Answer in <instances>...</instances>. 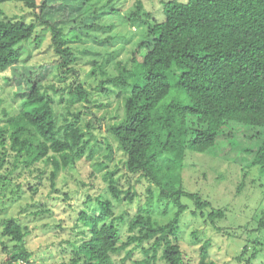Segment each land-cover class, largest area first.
<instances>
[{
  "label": "trees",
  "instance_id": "trees-1",
  "mask_svg": "<svg viewBox=\"0 0 264 264\" xmlns=\"http://www.w3.org/2000/svg\"><path fill=\"white\" fill-rule=\"evenodd\" d=\"M81 1L84 4L85 0ZM6 2L22 3L34 18L29 23L0 18V71L18 69L26 77L14 92L20 98L19 110L0 124V170L6 169L2 177L10 180L44 159L53 166L48 177L53 187L58 172L84 155L87 141L72 122L61 128L55 126L52 99L40 75L21 65L17 45L29 39L37 26L48 27L58 56L55 70L60 80L72 77L68 101L75 105L90 101L76 73V56L69 44L78 39L63 37L61 26L66 23L56 21L53 11L45 10V0L38 13L37 0H0ZM136 8L140 9V1ZM88 14L90 19L103 15ZM93 26L94 21L83 24L81 34L89 35ZM145 38L147 41L142 40L131 55L135 71L117 63L119 73L102 80L117 84L132 79L127 96L122 93L124 117L108 125L107 130L123 151L124 168L154 182L161 190L159 197L171 198L178 206L166 225H154L150 218L138 216L129 229L141 227L129 240L141 243L154 238L151 257L145 264H156L160 248L165 264H186L182 248L171 237L174 225L188 208L181 198L193 200L191 213H198L213 226L214 220L224 216L221 208L184 190L179 182L186 151L213 156L221 150L231 151L230 139L242 134L237 128L245 125L247 131L242 135L256 140L254 147L241 148L250 156L247 166L257 165L264 173V0L168 1L161 17L152 18L147 26ZM141 45L145 52L139 55ZM172 89L170 100L161 104ZM110 182V190L118 197L113 180ZM96 200L97 212L78 211L77 221L82 225L76 227L81 238L72 244L73 257L64 264H115L112 253L120 248V230L114 222L112 202L100 196ZM259 223L264 226V212ZM2 225L1 234L17 242L3 264H18L19 260L30 264L31 254L23 245L26 234L18 221L10 217ZM208 244L206 241L200 246L197 264H214L209 260Z\"/></svg>",
  "mask_w": 264,
  "mask_h": 264
},
{
  "label": "rangeland",
  "instance_id": "rangeland-1",
  "mask_svg": "<svg viewBox=\"0 0 264 264\" xmlns=\"http://www.w3.org/2000/svg\"><path fill=\"white\" fill-rule=\"evenodd\" d=\"M43 1L37 0L36 13ZM138 1L140 9L136 11ZM168 1L186 0H85L84 4L81 0H45V10L53 11L56 21L66 23L61 26L63 37L78 39L69 44L76 56V73L89 92L90 101L69 103L68 86L72 77L59 79L55 70L58 56L44 24L37 26L29 39L18 43L21 65L40 75L39 80L52 99L55 126L61 128L72 122L84 132L87 144L80 159L58 172L53 187L48 179L53 166L44 159L10 180L2 177L6 169L0 170V264L8 251L17 247L16 241L1 234L3 220L10 217L18 221L26 234L23 245L31 254L30 264L69 262L73 257L72 244L81 238L76 227L82 225L77 221V213L81 209L97 212L99 196L112 202L114 222L120 230V248L112 253L115 264H145L151 257L154 238L141 243L130 241L131 236L138 235L141 226L130 231L129 225L138 216L150 218L154 225L169 224L178 206L171 198L159 197L161 190L154 182L124 168L123 151L107 129L123 119L122 93L127 96L132 79L117 84L102 80L119 73L117 63L135 71V62L131 60L133 50L142 40L147 41L144 39L147 26L152 18L161 17ZM133 11L137 12L134 19ZM88 13L103 15L90 19ZM1 17L27 23L34 18L31 9L18 2L0 3ZM88 21H94L96 27L89 29V35L81 34L80 27L89 25ZM144 48L141 45L139 55L145 52ZM25 79L18 69L0 71V124H5L7 115L19 110L20 98L14 92L18 82ZM173 91L161 104L170 100ZM237 130L244 134L247 126L241 125ZM242 134L230 139L231 151L221 150L216 156L186 151L179 182L184 190L196 193L224 212L222 218L214 220L213 226L198 213H191L193 200L181 198L188 208L174 225L171 237L182 248L186 264L198 263L200 246L206 241L209 260L214 264H264V226L259 223L264 212V173L257 165L247 166L250 156L241 148L254 147L256 140ZM110 179L118 197L110 190ZM161 254L160 248L156 264H165Z\"/></svg>",
  "mask_w": 264,
  "mask_h": 264
},
{
  "label": "built area",
  "instance_id": "built-area-1",
  "mask_svg": "<svg viewBox=\"0 0 264 264\" xmlns=\"http://www.w3.org/2000/svg\"><path fill=\"white\" fill-rule=\"evenodd\" d=\"M18 264H26V262L25 261H22V260H19L18 261Z\"/></svg>",
  "mask_w": 264,
  "mask_h": 264
}]
</instances>
